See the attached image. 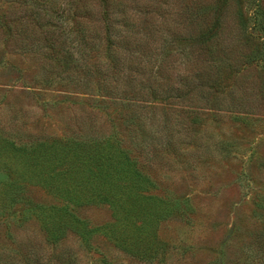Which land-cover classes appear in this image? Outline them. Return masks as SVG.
I'll return each instance as SVG.
<instances>
[{"label": "rangeland", "instance_id": "obj_1", "mask_svg": "<svg viewBox=\"0 0 264 264\" xmlns=\"http://www.w3.org/2000/svg\"><path fill=\"white\" fill-rule=\"evenodd\" d=\"M73 1L0 0V15L10 3L16 17L13 35L0 24V136L18 144L115 136L162 191L180 201L189 199L188 218L160 222L158 235L166 251L158 259L148 260L127 254L100 231L85 240L69 230L54 242L42 216L27 213L25 204L0 216V264H264V251L259 249L264 238V0H202L204 5L195 12L189 7L191 0H126L129 11L186 10L183 23L178 20L176 24L183 28V35L177 37L183 44L197 36L199 39L202 30L210 35L216 31L219 49L230 52V62L236 67L232 75L235 89L240 91L238 96H243L237 106L246 110H235L251 113L243 122H234V113L227 110L220 119L203 116L195 125L189 147L202 138L208 145L206 151L213 156L198 157L182 146L177 159L172 152L165 156L173 162L172 167L149 162L129 141L115 115L118 108L109 101L100 102L96 90L66 75H80L74 69L78 59L62 57L65 50L77 57L78 47L71 41L63 43L68 27L75 26L76 20L92 30H102L103 26L100 0H82L91 14L75 20L67 14L75 8ZM50 8L59 13L65 10L63 16L54 18L62 34L54 43L60 51L54 58H50L47 45L38 41L31 45L19 30L27 26L31 31L43 24ZM113 9L115 16L118 10ZM34 37L41 38L40 32L36 31ZM231 84L232 78L224 77V109L231 108L228 103L233 99L227 93ZM196 134L201 135L199 140ZM183 136L180 130L175 140ZM223 149L230 152L228 156ZM24 188L39 204L66 203L40 185L26 184ZM71 209L90 228L112 220V211L106 205Z\"/></svg>", "mask_w": 264, "mask_h": 264}, {"label": "trees", "instance_id": "obj_2", "mask_svg": "<svg viewBox=\"0 0 264 264\" xmlns=\"http://www.w3.org/2000/svg\"><path fill=\"white\" fill-rule=\"evenodd\" d=\"M81 2L73 1L75 8L67 12L73 20L91 14L84 2L79 5ZM204 3L191 0L189 7L195 12ZM100 4L102 30H92L78 20L75 26L68 27L72 36H65L63 43L73 42L78 47V58L69 50L62 57L70 61L78 59L74 69L80 75H66L70 80L77 78L78 83L91 91L96 90L100 102L109 101L118 108L115 115L124 125L129 141L149 162L172 167L173 162L165 156L174 154L177 159L182 146L198 157L213 156L206 151L208 145L200 134L195 139L201 140L189 147L195 137V125L202 117L208 114L220 119L227 110L234 113V122H243L251 115L235 110H246L237 106V100H243V96H238L240 91L235 89L236 79L232 75L236 67L230 62V52L219 49L216 31L210 35L202 30L199 39L197 36L183 44L177 38L183 35V28L176 24L178 20L183 23L186 10L129 11L125 8L129 4L126 0H100ZM10 8L9 3L0 15V24L13 35L16 17ZM113 8L118 10L115 16ZM49 11L43 24L37 21L39 26L31 31L27 26L19 30L23 38L32 41L31 45L37 41L47 45L52 53L50 58H54L53 55L60 53L54 43L62 38L54 18L63 16L65 10L59 13L50 8ZM35 30L41 38L34 37ZM224 77L232 78L227 92L233 99L228 103L229 109L223 108L227 105L222 97ZM180 130L184 136L176 141ZM222 152L227 156L230 153L224 149ZM0 170H4L0 175V216L27 204V213L42 216L54 242L69 230L85 240L91 233L100 231L127 254L154 260L166 251L165 242L158 235L160 222L172 217L187 219L190 210L188 198L180 201L172 198L170 192L162 191L142 170L131 150L115 136L20 144L0 136ZM26 184L40 185L66 203L60 206L34 202L25 193ZM88 205L108 206L112 220L99 227H88L71 209ZM261 246L264 238L259 244V249L264 251Z\"/></svg>", "mask_w": 264, "mask_h": 264}]
</instances>
